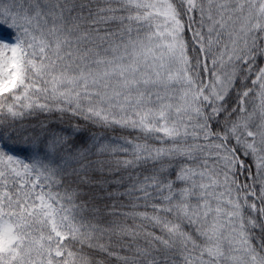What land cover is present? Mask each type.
Returning a JSON list of instances; mask_svg holds the SVG:
<instances>
[{
    "label": "trees",
    "instance_id": "1",
    "mask_svg": "<svg viewBox=\"0 0 264 264\" xmlns=\"http://www.w3.org/2000/svg\"><path fill=\"white\" fill-rule=\"evenodd\" d=\"M151 3L0 0V18H7L0 28L21 33L28 51L24 85L0 92V144L26 158L62 210L69 237L56 264H264V140L247 143L224 133L255 111V129L264 134V17L232 57L238 72L227 98L218 107L209 103L205 117L185 131L126 126L53 92L58 78L99 70L127 42L168 29L201 89L218 57H228L229 33L204 45L194 36L198 0H167L164 10ZM202 170L237 197L244 247L208 246L194 226L200 221L189 214L183 192L188 176ZM165 185L174 199L159 191Z\"/></svg>",
    "mask_w": 264,
    "mask_h": 264
},
{
    "label": "rangeland",
    "instance_id": "2",
    "mask_svg": "<svg viewBox=\"0 0 264 264\" xmlns=\"http://www.w3.org/2000/svg\"><path fill=\"white\" fill-rule=\"evenodd\" d=\"M151 1L152 8L165 9L167 0ZM198 1L196 41L207 45L229 33L224 44L228 57H218L214 76L201 89L193 83L188 55L176 32L168 29L127 42L122 54L99 70L58 78L53 92L77 103L84 100L105 118L126 126L154 127L168 135L193 127L198 117H205L209 103L218 107L235 86L238 67L232 57L250 42L264 17V0ZM6 19L0 18V22ZM21 37V33L10 35L0 28V92L18 90L25 83L28 51ZM254 120L255 111L245 114L231 133L224 132L225 137L233 135L247 143L263 141L264 134L256 131ZM194 175L188 176L191 186L183 193L189 200L185 205L189 214L199 218L194 226L200 227L205 237L202 240L208 246L225 241L229 249L244 247L245 229L237 216L239 201L233 190L217 188L204 170ZM165 186L159 191L174 199V192ZM61 212L44 193L39 176L26 158L0 144V264H56L69 237ZM251 221L262 224L255 212ZM185 236L199 243L193 235Z\"/></svg>",
    "mask_w": 264,
    "mask_h": 264
}]
</instances>
